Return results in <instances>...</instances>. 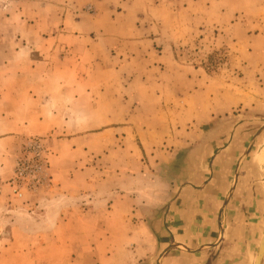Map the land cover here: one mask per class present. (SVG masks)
Segmentation results:
<instances>
[{
	"label": "crops",
	"instance_id": "obj_1",
	"mask_svg": "<svg viewBox=\"0 0 264 264\" xmlns=\"http://www.w3.org/2000/svg\"><path fill=\"white\" fill-rule=\"evenodd\" d=\"M30 1L37 11L33 17L59 19L56 29L49 31L61 34L62 47L99 45L98 50H113L117 57L166 70L164 75H86L85 81L98 78L97 90L64 86L46 92L42 105L50 118L38 121V129L28 133L54 136L43 141L51 152L59 147L80 151L96 138L84 134L93 129L122 143H129L137 131L147 148L174 146L173 164L180 150L183 162L165 186L137 184L110 194L89 184L88 196L92 200L104 196L106 203L100 221L90 218L89 227L104 225L102 240L122 243L120 255L104 251L99 256H119L120 264H264V127L252 132L236 121L242 113L234 114L239 108L248 111L252 105H264V93L252 88L250 76L240 81L244 84L228 86L222 75L182 70L164 56L169 55L167 44L154 54L161 34L167 29L173 33L176 26L189 32L216 27L230 33H264V0ZM165 17L168 25L162 22ZM76 78L71 82L82 81ZM61 113L110 116L99 125L96 119L85 125L65 120ZM200 129L211 137L193 136ZM157 130L166 134H156ZM148 131L154 141L146 139ZM125 154L127 161L138 160L135 151ZM140 170L131 173L140 174L138 179ZM83 174L74 170L72 177L77 181ZM60 176L67 177L55 171L54 177ZM65 184L60 181L53 187L46 206H65L81 197L80 188ZM89 231V241L100 240L98 233Z\"/></svg>",
	"mask_w": 264,
	"mask_h": 264
},
{
	"label": "rangeland",
	"instance_id": "obj_2",
	"mask_svg": "<svg viewBox=\"0 0 264 264\" xmlns=\"http://www.w3.org/2000/svg\"><path fill=\"white\" fill-rule=\"evenodd\" d=\"M35 12L30 0H0V264H120L119 256H99L104 251L120 255L122 243L103 241L100 234H104V225L89 227L90 218L96 216L100 221L106 204L104 196L94 200L88 196L89 184L97 192L111 191L110 194L122 193L137 184L149 186L154 182L165 186L183 162L180 150L176 151L178 160L173 164L170 154L174 146L147 148L141 144L137 131L131 134L129 143H122L113 135H102V130L93 129L84 134L96 138L80 151L71 153L66 147H59L51 152L43 141L54 136L28 133L38 129L35 126L38 121L50 118L42 105V100H47L43 97L46 92L64 86L68 89L74 86L78 91L86 89L85 86L97 90L98 78L85 81L86 75L105 77L125 72L164 75L166 70L122 55L117 57L113 50H98L99 45H76L75 50L72 45L70 49L62 47L61 34L49 31L56 29L59 19L36 18L32 16ZM162 22L169 24L166 17ZM162 45L169 50V55L164 56L174 59L182 70L193 68L209 76L222 75L228 86L241 84L250 76L254 78L252 88L264 93V33H230L216 27L189 32L176 26L173 33L167 29L160 42L154 43L155 55ZM77 76L82 81L71 82ZM248 108L234 111L235 115L242 113L236 121L255 132L264 127V105ZM64 115L65 120L73 118L85 125L94 119L99 125L105 116H110L61 113L60 117ZM206 132L195 130L193 136L211 137ZM148 134L146 139L154 141L151 131ZM156 134L166 133L157 130ZM36 145L38 148L34 149ZM34 150H38L39 156ZM128 151H135L138 160L127 161ZM22 163L28 167L19 177ZM139 169L142 177L137 179L140 174L131 171ZM74 170L84 173L78 183L72 177ZM55 171L67 177L55 178ZM60 181H66L70 189L80 188L81 197L65 206L60 203L46 206L48 194ZM89 229L98 233L99 241L88 240Z\"/></svg>",
	"mask_w": 264,
	"mask_h": 264
},
{
	"label": "built area",
	"instance_id": "obj_3",
	"mask_svg": "<svg viewBox=\"0 0 264 264\" xmlns=\"http://www.w3.org/2000/svg\"><path fill=\"white\" fill-rule=\"evenodd\" d=\"M33 148H34V149H37L38 146L36 145V146H34ZM34 151H35L36 156H39V152H38V150H34ZM27 167H28L27 163H22V164H21V166L18 168V174L20 175L19 177H22V175H23V174L25 173V171L27 170Z\"/></svg>",
	"mask_w": 264,
	"mask_h": 264
}]
</instances>
